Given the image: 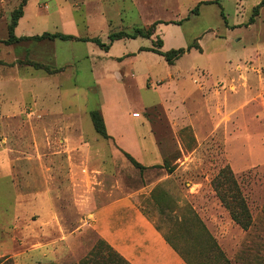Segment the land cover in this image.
<instances>
[{
	"label": "rangeland",
	"instance_id": "1",
	"mask_svg": "<svg viewBox=\"0 0 264 264\" xmlns=\"http://www.w3.org/2000/svg\"><path fill=\"white\" fill-rule=\"evenodd\" d=\"M21 1L0 0V41L7 39L11 13ZM260 1L28 0L17 35L70 34L75 28L84 36L90 15L99 21L91 33L108 44L109 33L158 24L150 39L117 42L106 61L92 57L93 75L70 70L53 79L65 108L82 112L89 146L68 150L60 143L44 145L46 159L55 157L49 165L55 172L43 178L42 187L35 186L32 173L35 147L3 142L31 135L33 107L26 109L30 117L17 112L9 119L0 106V149L10 146L7 157L15 166L12 171L18 169L15 191H0V264H120L107 257L105 245L115 250L99 236L89 214L119 197L136 203L188 264H264V6L255 22L246 25ZM198 4L197 14L191 15ZM157 39L161 51L193 44L199 49L192 47L169 66L142 50L155 48ZM51 46L34 45L30 56L46 61L40 51L51 52ZM55 46L56 63L76 58L72 68L87 66L82 57L91 51L85 43L54 40ZM140 47L146 48L138 54ZM10 48L0 42V76L18 72L15 63L26 67V51ZM13 58L23 59L11 63ZM14 95L12 90L8 99L15 100ZM168 95L167 112L163 99ZM103 98L118 108L123 124L142 133L151 130L166 168H136L97 135L89 112L100 110ZM183 98L189 99L186 111L179 104ZM230 210L247 229L232 220Z\"/></svg>",
	"mask_w": 264,
	"mask_h": 264
},
{
	"label": "crops",
	"instance_id": "2",
	"mask_svg": "<svg viewBox=\"0 0 264 264\" xmlns=\"http://www.w3.org/2000/svg\"><path fill=\"white\" fill-rule=\"evenodd\" d=\"M93 17L94 16L91 17L89 15L85 19V27L88 30L87 35H80L75 28L70 34L65 35H71L76 38H98L102 43H104L101 38L96 37L94 33H91L92 29H94L92 24L96 25L99 23V21L95 20ZM99 17L102 18V21L106 27L107 21L105 17L102 15H99ZM68 18L70 19V23L73 26V16L68 13ZM20 19L14 30L15 36H34L27 34H16V29L19 26ZM124 40L132 39H121L114 41L111 43L107 51L100 49L95 43L90 41L73 40L74 42L85 43V45H87L91 51V53H87L82 57V59L87 61V66L84 69L72 68V65L78 64L79 62L76 61V58L71 60L67 58L60 63H56V57L54 56V49L56 46L53 47L54 40L52 42L44 40H29L21 41L11 45L12 48L10 49H12L11 51L13 52H15L17 47L21 50L19 52L20 54H23L26 51L29 61L40 63L50 70H57V72L48 73L44 69H35L29 65H26V67H20L19 63H15L13 69L19 68L18 72L16 71L13 76L7 75V73H3L0 76V106L3 108L4 112H7L6 115L8 118H13L17 112L18 114L21 113L30 117L26 111V109H32L30 107H33L34 115H36L35 125L28 127V129H31L29 132L32 136H22L19 139H15L11 136L8 138L6 137L3 140L4 143H7L8 140H17L20 145L28 143L35 147V158L31 164L33 166L32 173L33 177H35L36 187L43 185V178L46 175L49 174V176H52L55 172L54 168L49 166L52 165L53 161H55V157L53 158V156H50L46 159V156L42 153L44 145H49L51 148L53 145L60 143L64 146H68V150L73 147H81L85 149L89 146V138L87 137V132L84 128L82 112L79 110L65 108L64 104L61 103L59 98V87L53 83V79H55V77H60L65 73H69L70 70L73 71V73L85 70L86 72H89L91 75H93L95 68L92 66L94 65L92 57H97L98 59L102 58L104 61H106L108 58L107 56L112 51L114 45L117 42ZM47 43H52V51H40L41 56L43 53H46V61H40L39 59L35 60L33 57H31L32 55L30 56L32 46L37 45L44 47L45 45L47 47ZM28 46H30V48ZM141 48L146 47H140L138 49V54L141 52ZM164 48L163 51H166ZM35 49V54L37 56L36 51L38 50V47H35ZM142 50L146 51V49ZM111 58L121 59V57L117 56H111ZM20 59L13 58L11 63ZM116 76L119 81L122 80V75H120V73H117ZM171 77L172 75H169V78ZM146 82H149V85L151 84L150 79H147ZM161 83L162 81H157L158 85ZM12 90L15 92L14 96H17V98L13 101L8 99V96ZM168 93L169 91L166 90V94ZM201 97L204 98L203 102H205L206 97L202 95ZM170 98V95L166 96L164 99L162 98L163 105L165 106L167 112L168 107L166 106V103L170 102ZM188 100V98H183L181 101H179V104L185 111ZM184 101H187L186 104H184ZM100 112L102 114L108 136L110 138L113 136V140L106 139V141L112 142V144L115 145L118 150L126 154H129L130 152L131 154L129 155L144 167L149 168L162 165L164 159V156L162 155V149L156 136L151 132V130L146 129L143 131L144 133H142L140 128L123 124L120 117L117 115V112H119L118 108L116 109L111 104L108 105L104 98L102 104L100 105ZM133 114L134 113H132V117H134ZM180 115H182V112ZM27 120L28 119L25 118V122ZM19 125L22 127L21 123ZM195 136L198 139L197 131H195ZM92 140L94 142L98 141L97 138ZM1 149L0 163H2L3 166H0V191L14 192L15 184L13 182V178L15 171H18V169L12 171L15 169V166L12 164L10 158L8 159L7 157L8 151H12L10 146L5 144L1 147ZM148 156L150 158H148ZM135 157H137V159H135ZM56 174L58 175V173ZM135 204L136 203L128 200V198L119 197L105 204H98L97 207H94L93 212L89 214L92 216L94 227L96 228L99 236L130 264H186L178 252H176V250H174L172 246L166 242L160 231L150 220H148V218L143 215V213L136 207Z\"/></svg>",
	"mask_w": 264,
	"mask_h": 264
},
{
	"label": "trees",
	"instance_id": "3",
	"mask_svg": "<svg viewBox=\"0 0 264 264\" xmlns=\"http://www.w3.org/2000/svg\"><path fill=\"white\" fill-rule=\"evenodd\" d=\"M27 1L28 0H22L19 7L11 13L10 22L7 26L8 36H7V39L0 41L1 43H4L5 45H12L15 43H19L21 41H29V40H34V41H42V40L53 41L56 39H59L61 41L77 40V41L93 42L100 49L107 51L109 49L111 43H113L114 41H117V40H121V39H132L133 40L136 38L150 39L155 32V26L158 24V23H154L147 29H144V28L138 29L137 28V29H134L131 33H127L125 31L110 33L108 35V40H109L108 44L102 43L100 41V39H98V38H91V39H89V38H76V37L71 36V35H65V34H61V33H48V32H44L40 35H34L31 37H16L14 34V30L18 24L19 19L23 16V8L26 5ZM198 6H199V4L196 5L195 8L190 12L191 15L197 14ZM262 6H264V0H261L252 9L251 16H250L246 25H251L255 22V19L259 15V10ZM220 15L224 19L223 12H220ZM186 19H189V17H187ZM155 43L157 45L155 48L152 47V48H148L146 50L159 55L160 57H162L164 59L166 64L170 65V66L173 65L176 60L181 58L185 54V51H189L192 47L199 49V47L196 44L195 45L193 44L192 46H189L187 49L179 48V49H171V50L163 52V51H161V48L163 46L162 40L157 39V41ZM25 64L32 66L35 69H44L48 73L57 72V70H50L40 63L32 62L29 60H27L25 62ZM89 117H90L94 131L104 139H111L106 132V127H105L104 120H103V117H102L100 110L90 111ZM122 153L131 162V164L134 167L139 168V169H147V167H144L141 164H139L130 155H128L124 152H122ZM166 162L167 161L164 158L162 165H160L159 167L166 168L165 167L167 165ZM171 172H172L171 170H168V173H171ZM222 201H223V199H222ZM225 206L229 208L227 203H225ZM239 207L244 209L243 204ZM230 211H232V210H230ZM230 215H231L232 220L235 221L237 224H239L241 228L247 229L248 224H246L235 211L230 212ZM105 247L110 252V253L109 252L107 253L108 254L107 257H109V256L114 257L120 264H129L124 258H122L117 252L113 251L108 245H105ZM172 248L175 250L174 247H172ZM182 260L186 264H188L184 259H182Z\"/></svg>",
	"mask_w": 264,
	"mask_h": 264
}]
</instances>
